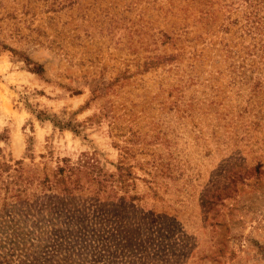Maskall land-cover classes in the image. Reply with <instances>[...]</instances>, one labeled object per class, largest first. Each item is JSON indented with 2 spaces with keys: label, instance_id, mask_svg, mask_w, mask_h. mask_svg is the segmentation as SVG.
Listing matches in <instances>:
<instances>
[{
  "label": "rangeland",
  "instance_id": "1",
  "mask_svg": "<svg viewBox=\"0 0 264 264\" xmlns=\"http://www.w3.org/2000/svg\"><path fill=\"white\" fill-rule=\"evenodd\" d=\"M0 264H264V0H0Z\"/></svg>",
  "mask_w": 264,
  "mask_h": 264
},
{
  "label": "trees",
  "instance_id": "2",
  "mask_svg": "<svg viewBox=\"0 0 264 264\" xmlns=\"http://www.w3.org/2000/svg\"><path fill=\"white\" fill-rule=\"evenodd\" d=\"M32 70L35 71L38 74L43 73V68L41 66H39V65L34 66V68Z\"/></svg>",
  "mask_w": 264,
  "mask_h": 264
}]
</instances>
